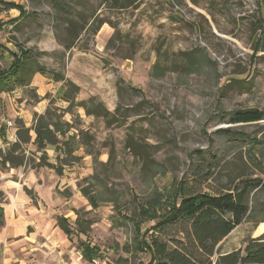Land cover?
Returning <instances> with one entry per match:
<instances>
[{"label": "rangeland", "instance_id": "rangeland-1", "mask_svg": "<svg viewBox=\"0 0 264 264\" xmlns=\"http://www.w3.org/2000/svg\"><path fill=\"white\" fill-rule=\"evenodd\" d=\"M3 1L23 6L27 15L12 22L16 8L0 11V70L12 61L8 51L21 47L53 87L43 96L30 87L0 92V123L11 121L17 133L18 116L6 113L9 95L12 104L25 98L28 109L41 105L31 114V126L50 105L65 135H79L60 173L46 165L32 168L42 150L31 139L23 166L0 168L1 203L30 191L39 210L49 206L73 227L75 219L86 224L87 234L75 231L73 241L87 238L100 247L93 264H146L149 256L139 241L157 233L153 225L179 199L181 179L209 193L232 189L242 179H264V119L227 121L236 109L264 112V31L256 47L264 0H61V6L53 0ZM260 16L263 29H257ZM90 97L100 101L106 117L78 105ZM223 128L242 130L259 143L251 148L224 137L218 134ZM44 150L45 162L59 166L54 148ZM6 180L17 181L18 190L7 189ZM84 190L96 195V207ZM255 191L249 217L220 242L222 251L264 235ZM152 197L159 205L150 217L131 222ZM176 228H165V237H178ZM20 257L28 264H58L40 249Z\"/></svg>", "mask_w": 264, "mask_h": 264}, {"label": "trees", "instance_id": "trees-1", "mask_svg": "<svg viewBox=\"0 0 264 264\" xmlns=\"http://www.w3.org/2000/svg\"><path fill=\"white\" fill-rule=\"evenodd\" d=\"M54 5L61 6V0H53ZM3 7L16 8L19 11L18 17L12 19V22L18 21L27 15L23 6L13 2L0 0V11ZM263 19L260 16L257 29H263ZM0 23V28H1ZM261 31L257 38V48L261 46ZM3 49V48H2ZM4 50V49H3ZM19 53L8 51L12 57L11 63L7 68L0 70V91L13 90L15 86L28 84L29 78L39 72L45 74V69L40 65L31 67L30 51L19 47ZM58 79V78H57ZM133 89V87H130ZM70 102V100H68ZM78 105L84 107L86 114H92L96 118L101 115L106 117L108 112L102 109L100 101L95 97H90L87 101H80ZM55 109L48 105L45 111L35 118L32 129L35 132L33 144L37 150H42L39 156V162L32 165L37 168L43 165L53 167L57 173L61 172V164H69L68 158L73 157L75 150L74 143L79 133L65 135L67 131L55 121ZM264 119V112L256 108L236 109L229 113L228 122L236 124H247L258 122ZM18 124L17 140L8 142L6 125L0 124V135L8 143L7 147L0 149V165L2 167H17L27 162L25 149L30 142L29 128L24 127L21 120H16ZM60 134L63 139L57 137ZM218 134L229 139H239L247 141L251 148L259 143L255 136L242 130L231 128L218 129ZM88 144V143H87ZM53 146L56 151V159L60 165L46 163L47 158L44 148ZM199 152L200 156L203 151ZM34 154V152H31ZM62 156V157H61ZM199 172V171H198ZM195 173L198 174L195 170ZM199 175V174H198ZM196 177V176H195ZM197 178V177H196ZM194 181L187 182L181 179L178 182L177 196L172 209L164 216L155 221L153 228L157 232L149 237H141L139 243L147 251L149 259L146 264H264V235L248 238L242 247L229 251H222L220 242L243 220L249 217L251 213L250 200L251 193H260L258 210L264 214V179L250 178L240 180L232 189L226 191H215L213 193L196 191L192 189ZM93 207L97 206L96 195H90L84 190ZM159 205L157 197H152L145 204L138 206L136 215L131 216L129 220L133 223H139L150 217L149 210ZM138 216V219L136 217ZM264 221V217L261 219ZM57 225L67 233L72 235V229L67 219L59 216ZM177 227L180 235L176 238L172 236L165 237L164 229ZM136 233L140 232L139 226L135 227ZM145 232L142 233V236ZM143 244V245H142ZM84 258L91 261L101 256L99 246L85 240L79 243Z\"/></svg>", "mask_w": 264, "mask_h": 264}, {"label": "crops", "instance_id": "crops-1", "mask_svg": "<svg viewBox=\"0 0 264 264\" xmlns=\"http://www.w3.org/2000/svg\"><path fill=\"white\" fill-rule=\"evenodd\" d=\"M44 79L47 78L41 73L35 72L29 78L28 84L19 85V87L33 88L38 95L43 96L50 87H53L50 81L45 84ZM10 93L12 92L10 91ZM7 99L9 103L6 111L7 115L9 117L18 116V119L22 121L24 127L29 128L30 140L32 139L33 143L35 132L32 127L35 123V119L31 126V114L41 108V105L37 108L32 107L28 109V107L24 105L26 101L25 98L19 105L16 103L12 104V101L9 100L11 99L9 95H7ZM42 106H44V104ZM31 134L33 135L31 136ZM59 135L60 134L57 133V136ZM6 136L8 142H10L8 135ZM7 145L8 143H6L4 138L0 135V149L6 148ZM54 152H56L55 148ZM25 153L26 155L28 154L27 149H25ZM18 167L19 166H17V168ZM0 168L6 172L15 169V167H8V165L6 167L0 165ZM17 184V181L6 180L4 185L7 189L18 190ZM18 192L11 201L7 203L0 202V264H28L20 255L23 252L29 253L34 249H40L42 252L50 255L58 264H82V261L93 264V262L99 260L101 256L91 261L84 258L79 243L88 240L87 238L84 240L79 239L76 243L73 241L75 231H79L84 235L87 234L85 223L75 219L76 227H73L66 215H52L49 206H45V209L40 207L39 210L37 200L30 191L23 190L22 194ZM59 216L68 220L72 229L71 237L57 225Z\"/></svg>", "mask_w": 264, "mask_h": 264}, {"label": "built area", "instance_id": "built-area-1", "mask_svg": "<svg viewBox=\"0 0 264 264\" xmlns=\"http://www.w3.org/2000/svg\"><path fill=\"white\" fill-rule=\"evenodd\" d=\"M2 123L6 125V133L9 137V141L15 142L17 140V136L14 134L11 121L2 119Z\"/></svg>", "mask_w": 264, "mask_h": 264}]
</instances>
